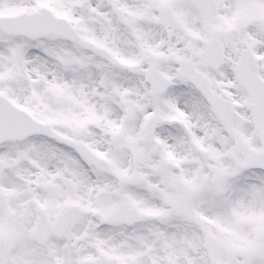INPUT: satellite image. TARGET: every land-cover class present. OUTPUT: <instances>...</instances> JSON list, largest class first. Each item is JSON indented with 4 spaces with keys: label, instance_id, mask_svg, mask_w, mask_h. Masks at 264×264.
Wrapping results in <instances>:
<instances>
[{
    "label": "snow or ice",
    "instance_id": "6c2138e0",
    "mask_svg": "<svg viewBox=\"0 0 264 264\" xmlns=\"http://www.w3.org/2000/svg\"><path fill=\"white\" fill-rule=\"evenodd\" d=\"M0 264H264V0H0Z\"/></svg>",
    "mask_w": 264,
    "mask_h": 264
}]
</instances>
